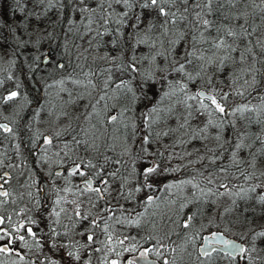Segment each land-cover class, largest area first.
<instances>
[{
	"label": "trees",
	"instance_id": "1",
	"mask_svg": "<svg viewBox=\"0 0 264 264\" xmlns=\"http://www.w3.org/2000/svg\"><path fill=\"white\" fill-rule=\"evenodd\" d=\"M189 2L191 3V0ZM260 2L261 0H255L256 4H260ZM98 3L99 0H83V2L81 0H43V2L41 0H0V81L3 82L0 84V98L7 96L11 91L19 93L16 99L7 103L3 99H0V121L8 119L7 111L11 110V107L22 106L24 104L25 101L20 100L22 96L31 94L33 99L30 98L31 100H28V102L46 103L37 112L38 119L43 121L41 124H44L46 120L44 119V115L54 117L56 124L60 123V121L68 122L74 117L73 123L75 124V129L79 130L75 133L79 135L73 136L77 139H89L90 142L93 138L98 137L95 142L100 146L99 153L94 149L88 151L90 152V158L85 153L84 147L77 149L76 156L92 159L93 163H96L97 166L104 163V155L112 159H121L123 161L121 165L109 163L105 171H112L116 167H119V176L121 178L125 176L129 177L128 187L132 188L140 182L139 172H142L148 166L137 158V152L145 131L142 113L147 110V107H150V102L138 101L136 105L132 106L133 110L125 114L124 123L129 125L133 122L135 123V135H133L131 127L125 128L123 124L108 125L106 123V117L115 114L116 109L121 106L122 101L106 100L100 101L97 104L96 100L102 94L100 88L97 87L93 90L83 85L87 82V78L84 76V73L87 72L95 73L90 78L94 83L99 85V82L109 75L105 71L106 68L112 69L111 78L113 83H117L121 79H129L127 74L118 71L115 65L110 64L108 60L101 57L105 55L117 56L119 54L123 56L124 60H127L132 50L129 33L132 30L131 26L135 18V12L129 13L131 18L128 19L127 27L122 29L123 35L119 36L120 43L116 48H113L108 42L117 38L118 33L115 32L117 25L110 22L106 25L110 30V34H105L103 38L98 37L96 36V30H104L100 27L102 24V21L99 20L101 12L99 10L97 12L81 11L84 8L98 9ZM113 7L117 12L124 11L120 5H114ZM218 7L219 5L214 3L212 13L206 16L207 19L213 22V27L204 32V36L208 38V41L197 43L196 48L198 50H205L204 54L206 56L212 55V51H209V49L211 48L212 41L217 38L216 26L223 24L225 28L231 27L239 31L240 26L243 24L249 31H252L253 28L256 29L253 35L248 37V40L252 41L251 46L256 53L257 61L264 59V53H261L259 48L256 47V41H264V21L261 20L264 12L253 8L250 0L248 3L242 0L235 7L224 4L223 7H219V10H217ZM136 11H139V9H136ZM223 13H228L229 19H225ZM240 13H247L246 18L242 17L239 20L231 19V16L239 15ZM89 16L93 19L91 25L92 31L86 32V28L88 27L87 17ZM143 16L145 23L151 21L157 26L148 35L150 37L158 36L160 34L159 24L162 18L158 17L157 13L150 9L145 10ZM191 18V13H189V19L191 20ZM187 25V21L178 24V28L185 32L184 40L179 42L175 50L178 58H182L181 53L191 46L190 37L192 36V29ZM169 28L171 29L172 26L169 25ZM220 35L229 44L238 46L239 50L231 53L232 57L238 59L240 52L244 51L246 41L236 40L234 42L233 38L226 36L223 31ZM101 39L102 42L97 46V40ZM89 40H92V46H89ZM86 48L88 49V52L85 53L87 59L84 58V55H80ZM150 51L154 52L155 49L150 50L145 45H139L135 49V54L137 56L148 55ZM197 54L199 55V51ZM217 55H223V52L221 51ZM245 55L248 58V62L251 63L252 56L247 53ZM46 56L50 59L46 65H43L42 61ZM157 63L163 66L165 61L162 57H157ZM59 64L64 65V67H58ZM143 66L144 68H148V61H144ZM231 66L232 61L229 60L224 71L213 75V84L218 90L228 91V80L230 79L228 69ZM192 67L193 65H188L189 69ZM256 67L261 68L262 66L257 62ZM209 72H212V68H209ZM173 78H177V76L174 74L170 77V79ZM73 80L82 81L83 84H74ZM257 80L259 83L251 95H248L246 99L230 95L226 106L232 107L240 103L258 105L260 103L259 97L264 96V77L257 75ZM60 81H63L62 85L59 83ZM131 83L132 87L138 90V79H133ZM201 83V81L197 80L195 83H190L189 88L195 92L201 87ZM203 87L206 89L208 87L207 83H204ZM109 94H111V88L109 89ZM154 99L155 96L153 95L152 100ZM105 103L109 105L107 110L104 109ZM94 104L100 116L93 115L91 120L86 121L85 115L92 111V105ZM177 111L182 112L183 109L178 106ZM37 115L34 112L31 113L30 117L33 119L32 125L37 121ZM250 117L252 118L251 122L249 120ZM259 120L264 121V114L260 115ZM206 121L207 117L205 115L194 113L190 124L192 128L199 129L204 126ZM227 121H234L235 126L233 127ZM176 123L175 117L170 118L167 123L161 120L153 126V130L157 133L162 132L167 128L176 127ZM92 124H95L96 128L92 129L87 137H84L81 134V130L91 128ZM15 130L17 129L15 128ZM242 133L244 134V143L247 147L237 151L239 163H234L231 152L235 150L233 145L237 142V137ZM18 134L22 136L21 133ZM204 135L207 136V139L201 140L197 138L191 140L189 143L173 146L174 136L170 133L169 136L157 137L155 143L146 145L149 151L153 153V155L146 157L148 160L158 159V152H163L165 157L170 152H190L192 155L186 156L183 161L173 159L169 162L163 158H159L161 168H171L177 164L181 167L176 172H164L162 175L153 177L152 183L156 189L154 194L159 197L157 200L159 207L153 206L149 208L150 210L148 209L147 213L149 212V220L154 221L155 224L157 223V231L154 230L155 227L148 230L147 226H144L146 221H142V226L139 228L115 226L117 235L123 236L128 234V236L134 237L136 240L135 244L140 242L136 247L138 249L133 254L141 249L146 250L157 247L156 241L160 240L163 245L162 250L165 253L164 259L168 261V264H224L225 261L223 260H227V264H245L241 259L225 257L221 253H216L215 256L203 259L198 253V246L203 236L211 230L223 231L225 229L227 233L235 231L241 238L235 234L234 238L245 240L246 246H248V238L251 237L253 230H264V201L260 195L261 191L251 190L247 192L249 189L254 188L253 182L255 180L251 182L248 180L242 181V189L232 194H229L228 190H222L219 187L225 177L232 178V176L237 175V165H244L248 169H264L260 165L264 163V143L256 139L257 136H264V124L257 122L254 113H245L243 116L237 114L236 116H227L225 118V123L220 131V141L215 139L217 135L215 127L209 126L207 133ZM68 137L63 141V145L67 144L70 147L74 140L69 139V141ZM184 139H187V137H184ZM108 144H114V150L106 151ZM219 144H223V147H218ZM125 145L130 148V154L121 156L120 153ZM4 148L6 147L0 144V150H4ZM209 148L215 151H207ZM201 155L205 157L203 162L188 164V161L196 160L197 156ZM213 155L218 156L219 159H217L215 164H210L208 157ZM221 166L226 167L227 171H217L215 175L218 179H216L214 185H209V187H212L216 191V195L194 199L193 193L195 189L191 186H186L182 193L177 194L178 196L169 195L163 190V186L170 182H178L193 177L199 179L197 176L198 169L203 171L204 175L207 176L213 169L218 170ZM133 167H135L136 172L130 176L129 173H132ZM94 171V169H87L88 175ZM107 178L113 183L114 188L119 187L120 179L113 181L111 177ZM228 186L233 188L234 185L229 184ZM223 192L224 194L220 195ZM150 194L153 193L150 190H145L137 193L133 201L119 199V203L123 204L125 209L134 208L135 212H143L144 204L142 201ZM113 197H115V192H113ZM184 198H187L191 202L183 210H180L179 204L183 202ZM173 199L176 200V207L172 213H169L163 205ZM101 203L105 204V201H101L97 205L98 208H100ZM111 203L113 207L118 206L117 199H112ZM225 203L227 206L224 212L223 206ZM220 210L224 212V216L226 215V228L221 224L211 225V223H215L216 217L213 215ZM155 213H157L156 218H154ZM190 215L193 217L191 221L192 227L189 229L181 227L185 219ZM247 226L252 227H249L250 229L248 230ZM245 229L246 238L244 239L243 233H245ZM188 230L193 231L192 236L188 234ZM248 232L251 233L249 234ZM132 234H135V236ZM136 236L142 239L137 240ZM129 242L132 243L133 240H129ZM258 246L264 247V243L258 242ZM173 248L175 252L172 251ZM153 254L154 252L150 255L153 257L157 256ZM260 255L264 256V252L260 253ZM96 257L97 255L95 254L92 258V264H97L98 260ZM209 258L212 261L208 260ZM159 261L164 263L163 260Z\"/></svg>",
	"mask_w": 264,
	"mask_h": 264
},
{
	"label": "snow or ice",
	"instance_id": "2",
	"mask_svg": "<svg viewBox=\"0 0 264 264\" xmlns=\"http://www.w3.org/2000/svg\"><path fill=\"white\" fill-rule=\"evenodd\" d=\"M43 2V0H41ZM83 2V0H81ZM242 0H99L98 9L84 8L83 12H101L99 20L102 21L100 27L104 30H96V36L103 38L105 34H110V30L106 27L107 24L115 23L117 27L115 32L118 33L117 38L110 40L108 43L116 48L120 43L119 36L123 35L122 29L127 27L130 12H135V18L132 21V30L129 33V39L131 41L132 50L128 55L127 60H124L123 56H111L105 55L102 59L108 60L110 64L116 66L117 70L123 72L129 76L128 80L121 79L117 83H113L111 78V68H106L105 71L109 75L99 82V85L93 82L90 78L95 73L87 72L84 76L87 78L84 87H90L95 90L97 87L101 90V95L96 100L99 104L100 101L106 100H118L122 101L121 106L116 109L115 114L106 117V123L108 125L123 124L125 128L131 127L133 129V135H135V123L131 125L124 123L125 114L133 110L134 105L139 102L149 101L150 107L142 113L144 119V134L141 139L140 148L137 152V158L143 161L148 166L139 172L140 182L134 185L132 188L128 187L129 177H120V168L116 167L112 171H105L107 165H121L123 161L121 159H112L111 157L104 155V163L97 166L93 163L92 159L82 158L79 156H73L70 152L74 153L75 149H70L64 152V156L72 161L73 166L68 172V176L65 177V186L63 188L54 189L56 192V198L54 200V207L50 212V223L47 225V239L42 242L38 237L37 232L33 231L32 225H35L36 220L32 219L30 215H27L25 219L18 220L11 228H6L4 225L10 223L11 216L5 217L0 215V255L6 257H16L17 260L13 261V264H36V260H30L27 252H42L45 244L50 249L63 250L64 254L74 264H80L81 260H84V264H92L93 253L102 254L98 255L96 259L99 264H121L118 259H110V254H120L122 251H135V244L131 247H127L126 243L134 238L128 235H117L116 225H120L122 228L127 227H141L142 221H144L146 213L149 208L156 206L159 197L155 196L156 189L152 183L153 177L162 175L164 172L172 173L180 169V165L177 164L171 168H161L159 158H163L169 162L173 159L184 160L186 156L192 155L190 152L175 153L170 152L168 156H164L163 152H158V159L148 160L146 157L153 155L152 152L146 147L150 143H155L157 137L169 136L171 133L174 136L173 146H179L191 142L193 139H207L204 135L207 133L209 126L217 129V135L215 139L220 141V131L225 123L227 116H236L239 114L243 116L245 113H254L257 122L264 124V121H260L259 117L264 114V96H260V103L258 105H251L250 103H240L232 107H227L226 102L229 96H237L242 99H246L248 95L252 94V91L258 85L257 75L264 77V59L257 61L256 53L251 46L252 41L248 40V37L253 35L255 28L249 31L243 24L240 26V30L236 31L231 27L225 28L223 24L216 26L217 38L212 41L211 48L212 55L206 56L205 50H198L196 44L199 42H207L208 38L204 36V32L213 27V22L206 18L208 14L213 11V4L223 7L224 4H228L235 7L241 3ZM248 3L249 0H244ZM253 8L259 9L260 12H264V0H261L260 4H256L255 0H250ZM114 5H120L124 9L123 12H117L113 7ZM219 7L217 10H219ZM139 9V11H136ZM155 11L158 17L162 18L159 24L160 34L155 37H150L148 33L153 32L157 27L154 23L149 21L145 23L143 13L145 10ZM197 9H199L197 11ZM111 10V11H109ZM189 13H191V20L189 19ZM225 19H229L228 13H223ZM247 13H240L239 15L231 16L233 20H239L242 17L246 18ZM88 27L86 32H91V25L93 19L91 16L87 17ZM261 20L264 21V16H261ZM187 21L188 27L192 29V36L190 37V47L185 49L181 53L182 58H178L175 54V50L179 45V42L184 40L185 32L178 28L179 23ZM143 25V27H141ZM169 25L172 28H169ZM228 37H232L233 41L243 40L246 41L244 51L240 52L238 59L231 56L232 52H237L238 46L229 44L221 35V32ZM95 39V37H93ZM102 42L97 40V46ZM89 46H92V40L88 41ZM139 45H145L150 50L155 49L154 52L150 51L148 55L137 56L135 49ZM159 45V47H157ZM166 45V46H165ZM256 47L259 48L261 53H264V41H256ZM199 51V55L197 54ZM223 52V55H217L219 52ZM88 52L86 48L83 53L84 58L87 59L85 53ZM252 56V62H248V58L245 55ZM157 57H162L165 61L164 65L157 63ZM231 60L232 66L228 69V91L218 90L213 84V75L217 72H222L227 67V62ZM119 61V63H117ZM144 61H148L149 67L144 68ZM195 61V63H194ZM261 64V68L256 67V63ZM188 65H193L191 69ZM63 68L64 65H58ZM209 68H212V72H209ZM177 78L170 79L173 75ZM138 79V90L132 87L131 81ZM197 80L201 81V87L193 92L189 88L190 83H195ZM74 84H83L82 81L73 80ZM3 82L0 81V84ZM61 85L63 81L59 82ZM207 83L208 87L205 89L203 84ZM111 88V94L109 89ZM155 89V91H154ZM90 94V93H89ZM17 91H11L7 96L2 97L5 103L13 101L18 97ZM155 99L152 100V96ZM183 109L182 112L177 111V107ZM109 105L105 103L104 109L107 110ZM194 113L205 115L207 121L202 128L194 129L191 127L190 121L193 118ZM100 116V113L96 111V105H92V111L85 115V120H91L92 116ZM175 117L177 123L174 128H167L162 132H154L153 126L159 121H167L170 118ZM251 117L249 118L251 122ZM234 125V121H227ZM103 123V122H102ZM96 125L92 124L89 129H82L81 134L84 137L89 135L92 129H95ZM115 131V129H114ZM0 132L12 134L13 129L8 124H0ZM59 135V133H57ZM187 137V139H184ZM244 134L242 133L237 137V142L233 145L234 151L231 152L232 160L234 163H239L237 159V151L247 147L244 143ZM77 146L83 145L85 152L95 150L100 152V146L95 142L98 137L91 140L89 139H77L72 137ZM257 140L264 143V136H257ZM45 144L51 146L53 140L51 138H45ZM69 148L67 144L64 146ZM218 147H223V144H219ZM114 144H108L106 151L114 150ZM209 152H214V149H207ZM130 154V148L125 145L120 153L121 156ZM55 156L60 157V152H55ZM103 155V154H102ZM45 163L48 162V157H42ZM205 157L203 155L197 156L196 160L188 161V164L203 162ZM218 156L213 155L208 157L210 164H215ZM0 161V165H2ZM57 164H63V159L55 161ZM187 166V165H185ZM84 169H94L95 171L84 181L83 186L72 185L70 177L81 176L84 177L88 173ZM217 171L225 172L226 167L221 166L218 170L213 169L207 176L204 172L197 170L196 177L183 179L178 182H170L163 186V190L169 195H177L183 192L186 186H191L195 189L193 193L194 199L204 198L211 195H216V191L209 185H214L218 177L215 175ZM136 172L135 167L132 169L133 175ZM61 175V173H56ZM8 174L0 175V189L4 188V183H7ZM107 177H111L113 181L120 179L119 187L114 188L113 183ZM251 178V177H249ZM99 179L100 184L94 186V180ZM206 182V183H205ZM37 182L33 181L28 187H33ZM219 187L228 189V185L221 183ZM145 190H150L153 194H150L142 201L144 204L143 212H135V209H125L123 204L119 203V199L125 201H133L135 195ZM175 190V191H173ZM251 190H255L254 188ZM64 195H60V193ZM115 192V197H113ZM224 193H220L223 195ZM10 193L7 190H0V204L7 202ZM28 196H32V192L28 193ZM71 196V199H69ZM117 199L118 206L113 207L111 200ZM105 201V204L101 205L98 211H93L97 208V205ZM191 201L184 198L183 202L179 204V209L183 210L187 207ZM35 203L38 205L39 200ZM171 204H175L176 200L170 201ZM85 204L88 205L85 208ZM29 209H20L17 211V216L24 215ZM107 213V215H105ZM119 213V214H118ZM193 217L188 216L181 227L189 229L192 227L191 221ZM83 225V227H81ZM152 227H156L153 223ZM23 233V234H22ZM82 237L83 239H77ZM19 242L20 248H16L15 245ZM258 242L264 243V230L252 232L251 237L248 238V246L238 245L234 242L222 240L220 234H214L212 236V244L210 249L214 250L215 244H222L226 250V254L232 259L239 257L245 262V264H264V256L260 253L264 252V247H259ZM160 247L148 248L141 253L143 258L155 252L157 256L161 255V248L163 247L160 240L156 241ZM23 250V252L21 251ZM175 252V249H172ZM82 253H86L87 258L84 259ZM206 258L210 256V250L204 249L201 253ZM39 264H57L55 258L44 253L42 257H38ZM2 264V262H0ZM129 264H133L132 261ZM164 264H168L165 260Z\"/></svg>",
	"mask_w": 264,
	"mask_h": 264
},
{
	"label": "flooded vegetation",
	"instance_id": "3",
	"mask_svg": "<svg viewBox=\"0 0 264 264\" xmlns=\"http://www.w3.org/2000/svg\"><path fill=\"white\" fill-rule=\"evenodd\" d=\"M37 118H38V115H37ZM31 119L32 118L30 117V120ZM19 130L23 132V128L19 127ZM73 135H77V134H75V131H74V133H72L68 137V140L69 139L71 140ZM42 136L43 135L34 136V138H32V140L27 141L29 143L28 147H30V148H27V150L32 149V148L41 149L44 146H48L46 144H44V145L41 144V142H43V141H41ZM46 137L51 138L53 140L52 145H54V144H58V145L62 144L63 145V142L56 140L57 137H50L48 135H46ZM46 137H44V139ZM25 138H26V136H25ZM31 146H32V148H31ZM83 147H84L83 145L77 146L75 144V141H74V142H72V144L70 145L69 148L81 149ZM68 166H70V168H68ZM72 166H73L72 161H67L66 164L63 165V167H62V171H59V169H58L55 172V175H56V173H61V175H56V176L54 175L56 180L63 179L61 185L50 184L49 183L50 181H48L46 179V177H44V178H42L40 183H36L35 185H33V187L30 188V187H28V185H31L33 183L31 171L34 170L35 167H33L32 169H29V164L27 163L24 173L21 176H17V174H9V170L7 168H5L4 166L0 165V175H4L5 173L8 174L7 183H4V188L0 189V190H7L10 193V196H9L7 202L0 204V215L5 216V217H8V216L12 217L11 222L6 223L4 225V227L11 228L13 225H15L17 223L18 220H23V219H25V217L27 215H30L32 217V219L36 220V222H37L35 225H32L33 231L37 232L38 237L41 238L42 242L44 240H46L47 239L46 234L48 232V228H47V225H45V226H41V225L43 222H45V223L50 222V219H51L50 218V212H51L52 207H54L53 202H54L56 195H57L54 189L63 188L65 186V177L68 176V172ZM84 170L87 171V169H84ZM50 176L52 177L53 174H50ZM89 176H91V174L86 175L84 177L80 176L79 178H77V176H73V177H70V180H71L73 186L80 185L82 187L84 181H86L89 178ZM0 183H3V181H0ZM99 183H100V180H98V179L94 180V186L99 185ZM29 192H32L31 197L28 196ZM60 195H64V193H62ZM37 199L39 200L38 205L35 203V201ZM0 200H3V197H0ZM101 205H103V203H101ZM87 207L88 206L85 205V208H87ZM20 209H29L30 211H26L24 213V215L17 216V211ZM98 210H99V208L97 207L93 211H98ZM105 214H107V213H105ZM228 238L232 239L229 236H228ZM203 239H204V236H203ZM233 240H235V239H233ZM128 244L129 243L127 242L126 246ZM15 247L20 248L19 242H17ZM199 247H200V245L198 246V253H199ZM44 248L46 250V252H44V253H47L49 256L55 258V260L57 261V264H63L64 258L67 259L63 250L57 251L55 249H50L47 244H45ZM142 250L143 249H141L138 253L140 254ZM21 251L23 252V250H21ZM118 251H120L119 255H116L115 253H113L112 255L109 256V258L110 259H118L121 261V264H129L130 261H132L133 264H137L134 261V259L136 257H138V255H139L138 253H134V254L130 255L128 253L129 251L125 252V251H122L119 249H118ZM44 253L43 252H36L34 250L32 252H27L26 255L30 260H36V263L38 264V262H39L38 257H42ZM210 253L211 254L208 257L215 256L216 253H221L225 257H227V256L230 257L226 253H223L222 251L217 250V249L211 250ZM95 254L98 256L97 253H94L93 256H95ZM199 255H200V253H199ZM148 257L153 259V260H157V259L153 258L150 254L148 255ZM201 258L207 259L205 256H201ZM238 259H240V258H238ZM15 260H17V258L14 256L13 257H6L3 255H0V262H2V264H13V261H15ZM165 260L166 259H164L163 262H165ZM92 261H93V259H92ZM157 261L160 263L159 260H157ZM21 264H22V262H21Z\"/></svg>",
	"mask_w": 264,
	"mask_h": 264
},
{
	"label": "rangeland",
	"instance_id": "4",
	"mask_svg": "<svg viewBox=\"0 0 264 264\" xmlns=\"http://www.w3.org/2000/svg\"><path fill=\"white\" fill-rule=\"evenodd\" d=\"M49 118L50 119L49 120H46L44 122V124H41V122H43V121H41L40 119L37 118V121L35 122V124L32 125L33 119L30 120V117H26L25 121L21 125V128H23V132L19 130V127H20L19 126L18 128H16L17 130L13 131L14 132V135L13 136H15V137H21L20 138V141H22V142L23 141H26L27 142L29 140L25 138L26 133L28 131H31V133H35L34 136L43 135L41 137V141H43V142H41V144L44 145L45 144L44 137H46V135H48L50 137H56L57 136V139L56 140L57 141H60V142H63V141H65V139L64 138H59V137H65L67 135L70 136L72 133H74V131L75 132H78L79 131V130H76L75 129V124L73 123V121L75 120L74 117H72L68 122L67 121H63V122L60 121V123H57V124L55 123V120L56 119L54 117H51L50 116ZM81 123H83V122H81ZM36 131H38V132L36 133ZM17 133H22L21 134L22 136L18 135ZM57 133H59V135H57ZM77 135H79V134H77ZM24 145L26 147H28L29 146V143L28 142L26 144L24 143ZM59 146L60 145H58V144H54V145H51V146H44L43 148L39 149V153H38V155H37L36 158H32L30 156L29 150H27V148L19 146V147L15 148L16 153L9 154L7 156V159H4V160H7L8 161L10 159H14L11 162V164H10V169L11 170H15V174H17V176H21L24 173V171L26 169V164L28 163L29 164V169H32L33 167H35V169L31 171V176H32V180L33 181H36L37 183H40L41 180H42V178L46 177V179L48 181H50L49 182L50 184H54V185H57L58 184V185H61L63 179L56 180V178H55V176H56L55 175V172L59 168H61V164H57V163H55V161H57L59 159H63V164L62 165H65L67 161H71V160H69L67 157L66 158H64V157H57V156L54 155L55 152H58L59 151V149H58ZM28 148H30V147H28ZM31 148H32V146H31ZM70 149H75V148H70ZM85 153L88 154L89 155V158H90V152H85ZM49 154H51L52 157L48 160L47 163H45L44 160L42 159V157H45V156L48 157ZM72 155L73 156H76L77 155V149H75V152L72 153ZM260 165L262 167H264V163H261ZM237 166H238L236 168L237 169V175L232 176V178L231 177L229 178L227 176L223 180V183H225L227 185H229V184H233L234 185L233 188H231L230 186H228V189L227 190H228V192H230L229 194L238 192L239 189L241 190L242 187H243V184H241L242 181L245 182L246 180H248V181L251 182V181L255 180L253 182L254 189L256 191L257 190L258 191H261V194L260 195H261V197L263 198V201H264V196H263V193H262V190H264V171H263L264 169L263 168H262L263 170L248 169L244 165L243 166L242 165H237ZM68 168H70V166H68ZM50 174H53V176L51 177ZM79 177L80 176L77 175V178H79ZM249 177H251V178H249ZM223 189L224 188H222V190ZM251 189H249L247 192H250ZM243 192H245V191H243ZM60 194H62V192ZM176 196H178V195H176ZM70 198H71V196H69V199ZM170 201L171 200H169L168 202H166L163 205V207L165 208V210L167 212L172 213L174 211L175 207H176L175 206L176 203L175 204H171ZM226 206H227V204L225 203L224 206H223L224 212L226 210ZM224 212L222 210H220L218 213H215L213 215L216 218H215V223H213V224L211 223L212 226L213 225L221 224V225H223L224 228H226L225 226H227V223L225 222L226 221V215L224 216ZM148 214H149V212L146 213V216H145L146 220L144 219V221H146V224L144 226H147L148 230L149 229L151 230L152 228H154L151 225L153 223H155V222L149 220V215ZM156 214L157 213L154 214V218H156ZM217 218H218V220H217ZM49 223L43 222L41 226L48 225ZM154 230L157 231L158 228L155 227ZM229 231H231V230H229ZM187 232H188V234L190 236L193 235V231L192 230H188ZM214 232H221V231L211 230L210 232H208L209 234L207 233V237H212L213 234H214ZM234 234L236 236L240 237V235L237 232H235V231L233 233H228V236L230 238H232V239H235V241H237V242H240L241 241L240 243H242L244 246L247 245V244H244V241L245 240L234 238ZM132 235L135 236V234H132ZM243 236H244L243 238L245 239L246 238V229H245V233H243ZM204 238H205V235H204ZM77 239H81L82 240L83 238L82 237H77ZM140 239H142V238L141 237H137V240H140ZM135 241L136 240L134 239L132 243L129 242V244L127 245V247H131L133 244H135ZM138 243H140V242H138ZM138 243L135 244V248L137 247ZM203 243H204V239L201 240L200 246L203 245ZM156 245H158L157 247H160L159 244L156 243ZM137 249L138 248H136V250ZM57 251H59V250H57ZM139 251H137L135 253H138ZM42 252L43 253L46 252L45 248L43 249ZM133 252L134 251H129L128 253L131 255V254H133ZM98 255H102V254H98ZM110 255H112V254H110ZM140 255H141V253L138 256H140ZM153 255H156V253L154 252ZM82 256L84 257V259L87 258L86 253H82ZM164 256H165V253H164V251L161 248V255L160 256H156V257H153L152 256V257L155 258V259H157V260H163L164 261ZM237 258H239V257H237ZM208 260L212 261L210 258ZM223 261H225L224 264H227V260H223ZM80 263L81 264H84L83 259L81 260ZM160 263L161 264H164L162 262H160ZM38 264H39V262H38ZM63 264H74V262H72L71 260H69V258H67V259L64 258ZM97 264H99V261L97 262Z\"/></svg>",
	"mask_w": 264,
	"mask_h": 264
},
{
	"label": "bare ground",
	"instance_id": "5",
	"mask_svg": "<svg viewBox=\"0 0 264 264\" xmlns=\"http://www.w3.org/2000/svg\"><path fill=\"white\" fill-rule=\"evenodd\" d=\"M49 62V59L48 57L46 56L43 61H42V64L43 65H46L47 63ZM61 65V64H59ZM33 99L32 95L29 94V95H24L21 97L20 100H22L24 102V104L21 106V105H17L16 107H11V110H8L7 111V117L8 119L5 120V121H0V124H8L12 129L13 131H15V128H17L18 126H21L22 123L25 121L26 117H30L31 113L34 112L37 114L38 112V109H41L44 105H46V103L44 102H40V103H32V102H28V100H31ZM89 107V106H88ZM87 107V108H88ZM36 109V111H34ZM40 112V110H39ZM44 119L46 120H49L50 118L47 117V115H44ZM38 131H36L37 133ZM14 135V132L12 134H8V133H3V132H0V144L1 145H4L6 148H4V150H0V161H2V166H4L5 168H7L9 170V174H15V170H11L10 169V164L11 162L14 160V159H10V160H4V159H7V156L9 154H14L16 153V150L15 148L21 146V147H25V148H28L24 145V143L26 144L27 142L26 141H20V138L21 137H15L13 136ZM17 135V134H16ZM35 133H31V131H28L26 133V136L28 140H32V138L34 137ZM69 135L65 136V137H59V138H64V139H67ZM57 137V136H56ZM59 151L60 152V157H64V152L65 151H69L70 148H65L64 145H60L58 147ZM39 153V149L37 148H32V149H29V154L32 158H36L37 155ZM70 154L72 155V153L70 152ZM52 157L51 154H49L48 156V160ZM126 161V160H125ZM252 163V161H250ZM62 167L63 165H61V168H59V171H62ZM259 224V223H258ZM249 227H252V226H247L246 228L249 230L250 228ZM221 233L226 237L227 241L230 240L228 238V233L227 231L224 229L223 231H221ZM249 234L251 232H248ZM244 244H246L244 242ZM37 264V263H36Z\"/></svg>",
	"mask_w": 264,
	"mask_h": 264
},
{
	"label": "water",
	"instance_id": "6",
	"mask_svg": "<svg viewBox=\"0 0 264 264\" xmlns=\"http://www.w3.org/2000/svg\"><path fill=\"white\" fill-rule=\"evenodd\" d=\"M263 196H264V194H263ZM214 234H220L222 240H227L226 237H225L222 233H218V232H217V233H214ZM214 234H213V235H214ZM228 241H230V242H234V243H236V244H238V245H242V246H244L242 243L237 242V241L232 240V239H230V240H228ZM210 244H212V237H207V235H206L205 238H204V244L199 248V252H200V254L202 253V250H204V249H209L210 251L213 250V249H210V247H209ZM213 247H214V249H217V250L222 251L223 253H226V250L224 249V247H223L222 244H215ZM144 251H145V250H142L141 253L144 252ZM201 255H202V254H201ZM202 256H203V255H202ZM134 261H135L137 264H160L157 260H153V259L149 258L148 256H147V258L145 259V258H143L141 255L138 256V257H136V258L134 259Z\"/></svg>",
	"mask_w": 264,
	"mask_h": 264
}]
</instances>
